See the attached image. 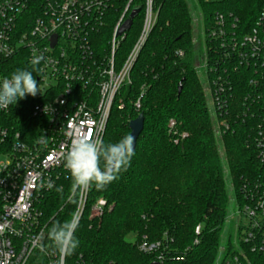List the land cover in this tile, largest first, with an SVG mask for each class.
<instances>
[{
	"label": "trees",
	"instance_id": "trees-1",
	"mask_svg": "<svg viewBox=\"0 0 264 264\" xmlns=\"http://www.w3.org/2000/svg\"><path fill=\"white\" fill-rule=\"evenodd\" d=\"M45 1L37 0L36 5L41 7ZM135 5L140 14L116 52L119 66L128 58L143 28L144 2L134 0ZM155 8L156 24L131 70L130 82L112 108L103 144L116 143L131 133L129 123L140 114L145 117L144 131L130 166L119 179L104 189L91 187L88 210L104 199L105 213L100 220H82L79 224L75 231L79 247L67 256V264H74L80 256L87 264H216L238 238L243 186L264 181V166L256 149L247 146L243 126L222 138L215 135L216 117L209 112L196 69L204 53L213 57L207 35L215 27L216 14H224L228 21L232 15L242 27L250 29L264 9V0H155ZM122 12H113V19L101 32L103 47ZM199 20L205 35L203 52L194 43ZM16 69L33 71L38 81L26 53L2 66L5 76ZM203 77L210 81L208 75L203 73ZM142 93L141 110L137 111L134 104ZM118 99L123 100L122 109ZM42 101L39 95L26 96L10 116L0 115V123L34 134L39 122L32 111ZM171 122L175 123L176 135L170 133ZM71 186L72 180L61 181L57 188L62 191L56 188L44 194L41 210L48 229L74 212V202L68 201L73 194ZM233 211L239 225L235 234L226 236ZM197 227L201 228L199 235ZM144 237L151 243H166L159 252L162 261L139 251Z\"/></svg>",
	"mask_w": 264,
	"mask_h": 264
},
{
	"label": "built area",
	"instance_id": "built-area-1",
	"mask_svg": "<svg viewBox=\"0 0 264 264\" xmlns=\"http://www.w3.org/2000/svg\"><path fill=\"white\" fill-rule=\"evenodd\" d=\"M125 1L47 0L41 7L37 0L0 2V80L6 77L2 66L20 54L26 53L30 62L34 52L44 57L36 65L43 101L32 111L39 122L32 139L27 130L0 123V264H55L58 259L41 210L43 196L61 181L72 180L64 156L73 138L86 135L103 143L112 108L130 82L131 70L157 21L155 0H143V28L119 66L115 55L128 32L122 37L117 32L139 9L134 0L124 7ZM121 9L105 48L99 36L112 13ZM230 17L228 21L224 14H216L215 27L207 35L213 57L204 53L199 70L210 79L215 135L222 138L243 126L247 146L256 149L264 166V9L250 29ZM143 96L134 104L137 111ZM118 104L122 109L123 100ZM18 107L19 101L0 109V115L10 116ZM170 133L176 135L174 122ZM90 189H77L68 200L74 202V211L79 210V224L100 220L105 213L104 199L88 210ZM238 215L242 220L238 238L216 264H264L263 180L243 186ZM200 232L197 227L196 234ZM164 245L144 237L138 247L142 254L162 261L159 252ZM74 264L87 263L80 256Z\"/></svg>",
	"mask_w": 264,
	"mask_h": 264
},
{
	"label": "clouds",
	"instance_id": "clouds-1",
	"mask_svg": "<svg viewBox=\"0 0 264 264\" xmlns=\"http://www.w3.org/2000/svg\"><path fill=\"white\" fill-rule=\"evenodd\" d=\"M42 59L43 56L34 52L31 60L34 71H38L35 66ZM38 93H41V88L33 71L16 69L10 76L0 80V109L17 104L26 96L35 97ZM135 142L136 138L132 133L125 134L118 142L107 145L86 135L73 138L64 156V167L72 179V191L90 189L93 186L98 190L104 189L119 179L120 173L127 170L135 155ZM48 186L52 187L51 184ZM57 191H62V188H57ZM79 221L80 213L77 210L63 223L54 222L48 230V238L58 252L55 264H65V258L79 247L80 241L75 236Z\"/></svg>",
	"mask_w": 264,
	"mask_h": 264
},
{
	"label": "rangeland",
	"instance_id": "rangeland-1",
	"mask_svg": "<svg viewBox=\"0 0 264 264\" xmlns=\"http://www.w3.org/2000/svg\"><path fill=\"white\" fill-rule=\"evenodd\" d=\"M139 36H140V34H139ZM139 36H138V38H139ZM204 40H205V35H204V32H203V26H202L201 21L199 20V24L196 25L195 28H194V43L197 46V50L199 49V52L200 51L203 52V50H205ZM201 65H202V63L199 61L197 66H196V69H198V71H197L198 75L200 77V80L203 82L204 93H205V95H206V97L208 99V102H209L208 103L209 112L212 114V112H213V103H212V97H211V93H210V82L206 81V79H205L206 77H203V70H199V67H201ZM42 92L45 93V91H43V90H42ZM32 136H33V133H31L29 135V138L32 139ZM221 151H222V149H220V153L222 155ZM0 161H2V158H0ZM233 216H234V218L232 219V221L227 223L226 236H228L230 234H235L237 225H239L238 224L239 217H238V215L236 213L234 214V211H233ZM239 221H240L239 223H242V220H239Z\"/></svg>",
	"mask_w": 264,
	"mask_h": 264
},
{
	"label": "water",
	"instance_id": "water-1",
	"mask_svg": "<svg viewBox=\"0 0 264 264\" xmlns=\"http://www.w3.org/2000/svg\"><path fill=\"white\" fill-rule=\"evenodd\" d=\"M139 13H140L139 9L133 10L131 12V14L129 15V18L125 21V23L118 30L117 37H122L124 34H126L127 32L131 30L133 26V22L135 18L139 15ZM54 45H55V38H54ZM181 92H182V86L180 85L178 89V93L181 94ZM144 124H145V117L143 114H140L135 120H132L129 123L130 131L136 138L135 148H136L139 137L144 131ZM154 264H157V263H154Z\"/></svg>",
	"mask_w": 264,
	"mask_h": 264
}]
</instances>
